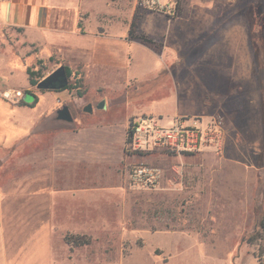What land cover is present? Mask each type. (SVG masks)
<instances>
[{
    "label": "rangeland",
    "instance_id": "rangeland-1",
    "mask_svg": "<svg viewBox=\"0 0 264 264\" xmlns=\"http://www.w3.org/2000/svg\"><path fill=\"white\" fill-rule=\"evenodd\" d=\"M133 2L126 70L97 71L81 52L97 43L93 20L48 52L0 30V264H264V235L248 243L264 216V0H179L171 21ZM146 14L161 19L152 31ZM61 65L80 73L81 98L28 84L26 68ZM64 105L71 123L56 119ZM141 115L220 120V146L131 151ZM138 164L160 170L157 189L129 188ZM68 235L89 244L69 251Z\"/></svg>",
    "mask_w": 264,
    "mask_h": 264
},
{
    "label": "crops",
    "instance_id": "crops-1",
    "mask_svg": "<svg viewBox=\"0 0 264 264\" xmlns=\"http://www.w3.org/2000/svg\"><path fill=\"white\" fill-rule=\"evenodd\" d=\"M122 2L123 0H2L0 30L17 32L30 46L46 47L48 52L59 46L70 49L69 37L85 35L84 25L93 20L97 25L94 33L97 43L81 52L91 54L92 67H98L97 71L99 67L107 66L126 70L127 45L133 41L130 30L135 23V13L133 0H125V6ZM137 19L144 30L148 31L155 29L161 21L160 17L152 14L138 16ZM114 27H119L123 32L111 36L110 31ZM104 38L114 41L109 52L100 43Z\"/></svg>",
    "mask_w": 264,
    "mask_h": 264
},
{
    "label": "built area",
    "instance_id": "built-area-1",
    "mask_svg": "<svg viewBox=\"0 0 264 264\" xmlns=\"http://www.w3.org/2000/svg\"><path fill=\"white\" fill-rule=\"evenodd\" d=\"M137 6L171 21L178 18L180 3L179 0H137ZM3 97L13 102L21 99L22 94L18 90L5 91ZM129 128L131 151L142 153L164 150L177 156L198 154L218 149L222 139V126L217 119L204 121L181 117L164 124L160 117L141 115L131 120ZM160 179L159 169L144 164L132 166L127 173V184L131 189L155 190Z\"/></svg>",
    "mask_w": 264,
    "mask_h": 264
},
{
    "label": "trees",
    "instance_id": "trees-1",
    "mask_svg": "<svg viewBox=\"0 0 264 264\" xmlns=\"http://www.w3.org/2000/svg\"><path fill=\"white\" fill-rule=\"evenodd\" d=\"M132 28H134V24L131 26L130 33H132ZM139 40L145 41L143 36L138 37ZM42 64L41 61H38V65ZM65 68V72L68 78V84L63 90H67L70 92H74L76 97L81 98L83 96V92L81 90L82 88V77L79 72L73 71L69 66L62 65ZM40 68L37 71H32L31 68H26V74L28 78V84L31 87H36L37 83L44 78V75L42 74L43 68L42 66H39ZM61 90V91H63ZM25 94H29L33 97V102L29 106L32 108L37 103V97L32 94L30 91H26ZM21 105L27 106L28 104H25L23 101L20 102ZM131 122V121H130ZM130 126V124H129ZM130 128H128L127 134H129ZM128 141V136H127ZM264 195V194H263ZM258 227H259V234H254L253 236H250L248 238V243L253 244L257 240L261 239L262 234L264 235V216L261 217L258 221ZM65 243L68 245L69 251H72L73 249L81 246H85L89 244V239L85 237H78V236H65L64 238Z\"/></svg>",
    "mask_w": 264,
    "mask_h": 264
},
{
    "label": "water",
    "instance_id": "water-1",
    "mask_svg": "<svg viewBox=\"0 0 264 264\" xmlns=\"http://www.w3.org/2000/svg\"><path fill=\"white\" fill-rule=\"evenodd\" d=\"M68 84V78L65 72L64 66H59L57 69L49 73L42 78L36 85V89L39 91H61ZM104 105L100 104L98 108H103ZM83 112L91 113V105H87L83 108ZM56 119L71 123L73 121L72 116L67 106H62L61 109L56 111Z\"/></svg>",
    "mask_w": 264,
    "mask_h": 264
},
{
    "label": "flooded vegetation",
    "instance_id": "flooded-vegetation-1",
    "mask_svg": "<svg viewBox=\"0 0 264 264\" xmlns=\"http://www.w3.org/2000/svg\"><path fill=\"white\" fill-rule=\"evenodd\" d=\"M53 92V91H52ZM56 92H60V91H56ZM69 109V108H68ZM70 112V111H69Z\"/></svg>",
    "mask_w": 264,
    "mask_h": 264
}]
</instances>
